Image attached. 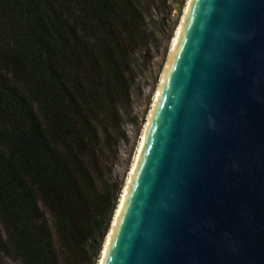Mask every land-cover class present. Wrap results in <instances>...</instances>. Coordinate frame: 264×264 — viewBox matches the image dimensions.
<instances>
[{"label": "trees", "instance_id": "trees-1", "mask_svg": "<svg viewBox=\"0 0 264 264\" xmlns=\"http://www.w3.org/2000/svg\"><path fill=\"white\" fill-rule=\"evenodd\" d=\"M146 1L0 0V253L9 260L98 264L123 188L110 176L132 92L153 59L148 13L168 7Z\"/></svg>", "mask_w": 264, "mask_h": 264}, {"label": "water", "instance_id": "water-1", "mask_svg": "<svg viewBox=\"0 0 264 264\" xmlns=\"http://www.w3.org/2000/svg\"><path fill=\"white\" fill-rule=\"evenodd\" d=\"M107 264H264V0H195Z\"/></svg>", "mask_w": 264, "mask_h": 264}, {"label": "rangeland", "instance_id": "rangeland-1", "mask_svg": "<svg viewBox=\"0 0 264 264\" xmlns=\"http://www.w3.org/2000/svg\"><path fill=\"white\" fill-rule=\"evenodd\" d=\"M142 3L144 6L149 5L146 0H142ZM186 4L187 0H168L167 8L162 10L154 9L148 13L150 14L149 28L155 35L153 59L146 69L139 73L133 89L131 116L124 125L127 140L119 144L118 156L110 176L111 182L121 185V187H123L128 177L144 125L151 110L154 93L167 64L171 39L181 21ZM0 264L18 263L9 260L0 253Z\"/></svg>", "mask_w": 264, "mask_h": 264}, {"label": "bare ground", "instance_id": "bare-ground-1", "mask_svg": "<svg viewBox=\"0 0 264 264\" xmlns=\"http://www.w3.org/2000/svg\"><path fill=\"white\" fill-rule=\"evenodd\" d=\"M194 3H195V0H187V4L184 8V12H183L181 21H180L177 29L175 30L173 37H172L167 64H166L165 70L161 76L157 90L154 93L153 102L151 105V110L148 114L147 121L144 125V130H143V133L140 137V140H139V143H138V146L136 149V154H135V156L133 155L134 159H133V162H132L131 167L129 169L128 177H127L125 184L122 188V191H121V194L119 197V201H118L117 207L115 209V212H114V215L112 218L110 230H109L107 238L104 242L98 264H107V261L109 259V255H110V252L113 248V244H114L115 239H116V235H117V231L119 229L121 219L124 215L129 197H130L131 192H132V188L134 185L135 178L137 176L138 169H139V167L142 163V160H143L145 149H146V146L148 143V138H149L150 132H151L153 125H154V121H155V117L157 114L159 104L162 100V97L164 95V92H165V89L167 86L168 76H169V73L173 67L175 60H176V57H177V54H178V51L180 48V44L182 42L183 35L185 32V29H186L192 8L194 6Z\"/></svg>", "mask_w": 264, "mask_h": 264}]
</instances>
